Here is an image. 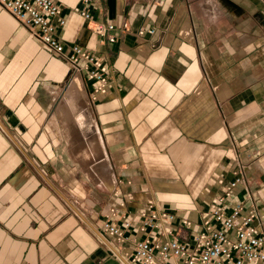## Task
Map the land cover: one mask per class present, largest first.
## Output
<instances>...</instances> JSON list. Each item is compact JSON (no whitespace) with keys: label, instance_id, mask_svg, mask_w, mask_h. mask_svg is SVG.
I'll list each match as a JSON object with an SVG mask.
<instances>
[{"label":"crops","instance_id":"obj_1","mask_svg":"<svg viewBox=\"0 0 264 264\" xmlns=\"http://www.w3.org/2000/svg\"><path fill=\"white\" fill-rule=\"evenodd\" d=\"M56 1L58 39L113 83L89 101L90 83L0 6V264H128L146 201L197 222L239 165L264 209V0H90L113 43L83 0ZM112 207L134 221L123 247L102 229Z\"/></svg>","mask_w":264,"mask_h":264},{"label":"built area","instance_id":"obj_2","mask_svg":"<svg viewBox=\"0 0 264 264\" xmlns=\"http://www.w3.org/2000/svg\"><path fill=\"white\" fill-rule=\"evenodd\" d=\"M83 0L75 7L87 21L88 28L113 43L117 37L109 34L114 25L96 20ZM3 7L29 34L57 58L70 66L72 75L83 76L89 87V101H97L112 87V75L101 57L80 44L65 46L58 39V26L66 24L64 5L56 0H0ZM127 23L122 25L123 29ZM153 28L140 27L138 34H154ZM157 47L156 42L152 43ZM223 190L213 196L206 209L198 210L197 222L178 215L170 206L151 199L137 211V231L144 237L134 241L133 249L124 255L128 264H264V209L254 189L246 185L244 167L239 165ZM244 190V197H236ZM112 207L106 215L103 232L111 235L123 247L128 244V230L134 227L132 218L123 214L120 224L112 219L118 213Z\"/></svg>","mask_w":264,"mask_h":264},{"label":"bare ground","instance_id":"obj_3","mask_svg":"<svg viewBox=\"0 0 264 264\" xmlns=\"http://www.w3.org/2000/svg\"><path fill=\"white\" fill-rule=\"evenodd\" d=\"M76 89H77V88H76ZM77 91H78V90H77ZM79 92H80V91H79ZM79 92H78V93H79ZM72 93H73V92H72ZM80 93H81V92H80ZM80 93H79V94H80ZM79 94H78V97H79ZM81 94H82V93H81ZM71 95H72V94H71ZM74 95H75V94H74ZM73 97H76V96H73ZM78 97H76V98H78ZM70 98H71V97H70ZM70 98H69V99H70ZM81 98H82V97H81ZM77 100H79V99H77ZM70 101H71V100H70ZM75 101H76V100H75ZM80 102H82V100H81ZM83 103H84V102H82L81 105H83ZM81 108H82V107H80V109H81ZM83 108H84V107H83ZM86 108H87V107H86ZM82 110H83V109H82ZM89 111H90V110H89ZM91 111H92V109H91ZM91 111H90V113H92ZM81 112H82V111H81ZM84 112H85V111H84ZM90 113H89V114H90ZM82 115L85 116V114H82ZM82 115H81V116H82ZM88 118H89V117H88ZM84 119H85V118H84ZM86 119H87V118H86ZM90 119H91V118H90ZM81 122H82V121H81ZM96 137H97V136H96ZM90 142H91V141H90ZM95 145H96V144H95ZM101 149H102V148H101ZM95 150H96V149H95ZM97 150H98V149H97ZM97 150H96V151H97ZM101 151H102V150H101ZM97 164H98V163H97ZM105 170H106V169H105ZM110 170H111V169H110ZM111 175H112V173H111Z\"/></svg>","mask_w":264,"mask_h":264},{"label":"rangeland","instance_id":"obj_4","mask_svg":"<svg viewBox=\"0 0 264 264\" xmlns=\"http://www.w3.org/2000/svg\"><path fill=\"white\" fill-rule=\"evenodd\" d=\"M224 184V183H223ZM216 195V193L214 194V195H212V196H210V198L208 199V202L210 201V199L213 197V196H215ZM207 202V203H208Z\"/></svg>","mask_w":264,"mask_h":264}]
</instances>
